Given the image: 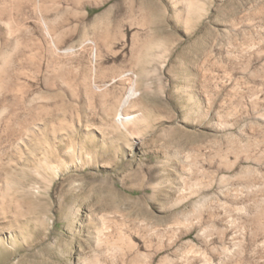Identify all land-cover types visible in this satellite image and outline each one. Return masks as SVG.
I'll use <instances>...</instances> for the list:
<instances>
[{
  "label": "rangeland",
  "instance_id": "374dc122",
  "mask_svg": "<svg viewBox=\"0 0 264 264\" xmlns=\"http://www.w3.org/2000/svg\"><path fill=\"white\" fill-rule=\"evenodd\" d=\"M0 264H264V0H0Z\"/></svg>",
  "mask_w": 264,
  "mask_h": 264
}]
</instances>
